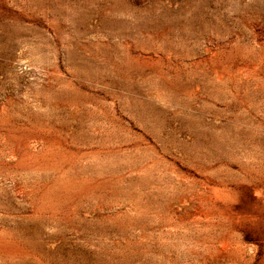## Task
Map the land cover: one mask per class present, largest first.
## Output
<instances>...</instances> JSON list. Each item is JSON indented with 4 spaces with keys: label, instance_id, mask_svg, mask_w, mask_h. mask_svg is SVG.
I'll use <instances>...</instances> for the list:
<instances>
[{
    "label": "rangeland",
    "instance_id": "1",
    "mask_svg": "<svg viewBox=\"0 0 264 264\" xmlns=\"http://www.w3.org/2000/svg\"><path fill=\"white\" fill-rule=\"evenodd\" d=\"M0 264H264V0H0Z\"/></svg>",
    "mask_w": 264,
    "mask_h": 264
}]
</instances>
